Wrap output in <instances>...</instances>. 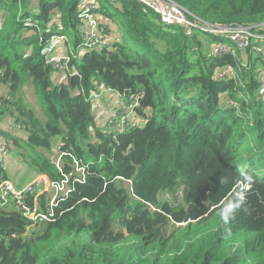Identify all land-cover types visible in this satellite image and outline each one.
<instances>
[{
    "label": "trees",
    "instance_id": "trees-1",
    "mask_svg": "<svg viewBox=\"0 0 264 264\" xmlns=\"http://www.w3.org/2000/svg\"><path fill=\"white\" fill-rule=\"evenodd\" d=\"M84 1L0 0L1 85L9 88L0 98V137L39 175L70 180L57 218L31 238L14 202H0V264H264L261 58L249 56L238 112L226 100L241 88L216 78L235 60L206 51L221 40L168 26L137 0H101L93 13L122 40L88 50ZM172 1L199 25L264 23V0ZM55 35L69 37L76 70L61 84L41 56ZM26 85L38 93L45 121L24 100ZM100 86L139 96L129 130L97 122L88 97ZM4 118L22 127L23 142L5 131ZM55 138L64 144L61 170L49 157ZM6 180L0 162V184ZM164 193L173 201L161 200ZM50 201L44 194L39 206L45 211ZM27 202L33 206L34 195Z\"/></svg>",
    "mask_w": 264,
    "mask_h": 264
},
{
    "label": "built area",
    "instance_id": "built-area-1",
    "mask_svg": "<svg viewBox=\"0 0 264 264\" xmlns=\"http://www.w3.org/2000/svg\"><path fill=\"white\" fill-rule=\"evenodd\" d=\"M143 5L149 7L160 16L162 23L168 26H180L192 32L194 28L202 34L221 40L218 44H212L210 54L214 57L231 56L235 60V65H229L217 70L216 78L218 81H233L239 90L238 98L229 97L226 100L228 106L235 108L238 112L242 107L238 99L244 98V89H247L245 74L252 68V62L249 60L261 58L264 63V23L255 26H218V25H199L190 18L186 9L173 2L172 0H137ZM98 3L97 1H95ZM98 7V6H97ZM94 5H82L80 9V19L84 24L83 37L86 49H105L111 45L112 37L103 32L102 23L93 11L97 8ZM33 24V23H31ZM3 28V19L0 18V31ZM113 29V28H112ZM70 41L66 35H55L51 37L42 47L41 56L45 64L51 68L54 74L68 76L76 74V70L71 67L72 56L67 51L65 54L59 53L60 47L68 44ZM257 42H262L258 45ZM4 73L0 70V85ZM258 95L264 96V70L258 75ZM106 94L116 95L124 101V106L117 112V115H109L110 131L117 130L123 133L129 130L133 123L131 119L135 115L136 108L139 107V96H126L100 86L98 91L93 92L88 100L94 104L100 101ZM128 99V101H126ZM11 130L22 131V127L13 123ZM13 132V131H10ZM63 143H59L57 150L59 153L57 167L61 170L62 154L60 153ZM12 154L11 145L3 142L0 145V162H4ZM77 167L79 166L78 163ZM78 176L82 174L84 179V169H77ZM46 183V184H45ZM69 177L61 182L54 183L46 176L37 177L32 183L23 189H18L15 184L6 180L0 184V202L3 204L9 201L14 202V211L21 214L29 221L30 227L39 226L43 222H53L57 218L55 208L59 205V198L67 195L69 191ZM51 193V201L47 204L46 210L39 206L40 197ZM34 195V205L30 206L28 198Z\"/></svg>",
    "mask_w": 264,
    "mask_h": 264
},
{
    "label": "rangeland",
    "instance_id": "rangeland-1",
    "mask_svg": "<svg viewBox=\"0 0 264 264\" xmlns=\"http://www.w3.org/2000/svg\"><path fill=\"white\" fill-rule=\"evenodd\" d=\"M99 1L98 3L95 2V0H85L83 3L84 5H94V6H99L101 0H97ZM97 18L99 19V21L102 23V28H103V32L107 35H109V31H107L106 26H113L111 21L106 20V18L103 17V15L101 14H96ZM86 26V23H83ZM122 40V33L121 36L118 35L117 33V29L113 28L112 29V40ZM210 45H212L211 43L209 44L208 48H206V51L209 52L210 50ZM67 44L60 47L59 53H63L65 54L67 52ZM60 76H64L66 79L68 76L65 75H60ZM53 78L55 83L57 84V81L55 80V74H53ZM9 93V88L7 86L4 85H0V98L2 96H7ZM22 95L24 97V100L27 102V104H29L30 108L33 109L37 115L43 120L45 121L46 118L44 116V114L41 111V107L39 104V95L36 92V90L31 86V85H26L22 91ZM118 99L117 96L115 95H110V94H106L105 96H103V98L95 103V116L97 119V122L100 125H105L107 122L109 121V115L114 116L117 115V112L120 110L118 108L123 107L125 104L124 102L119 101L120 99ZM116 100V101H115ZM121 102V103H117ZM112 103H114L112 105ZM113 106V108H109L110 106ZM102 107H106L104 109L103 112H99L101 111L100 109ZM115 108V109H114ZM117 108V109H116ZM242 110H239V112H241ZM109 114V115H108ZM5 122H8L9 119L8 118H4L3 119ZM132 123L135 124L137 122V118L134 115V117L131 119ZM3 126V125H2ZM61 141V138H55L54 140V150L51 151V153L49 154V157H51V159L56 163L58 161L59 158V153H58V143ZM10 157H14L15 159H7L5 161V168L7 173L9 174V176L12 178L14 184L18 185V186H23L24 184L27 183V181L30 180V177L36 176L37 172L35 171V169L27 162L25 161L19 154V152L13 151L12 154L9 156ZM9 160V161H8ZM178 200L181 202L183 200V192L180 191L177 195ZM161 200H170L173 201V199L171 198V196L167 193H164L161 195ZM38 226H33L30 227L28 229V237L31 238L32 234H34L36 232Z\"/></svg>",
    "mask_w": 264,
    "mask_h": 264
},
{
    "label": "crops",
    "instance_id": "crops-1",
    "mask_svg": "<svg viewBox=\"0 0 264 264\" xmlns=\"http://www.w3.org/2000/svg\"><path fill=\"white\" fill-rule=\"evenodd\" d=\"M68 51V50H67ZM54 79V78H53ZM55 80L57 81V84H61V83H63V82H66L67 81V79L64 77V76H60V75H57V74H55ZM116 96V95H115ZM117 98L118 99H120L118 96H117ZM118 99H116V100H118ZM115 100V101H116ZM119 101H121V102H124L123 100H119ZM121 102H118L117 101V103H121ZM114 103H112V105H113ZM110 106L109 108H113V106ZM106 107H102L100 110L101 111H99V112H103L104 111V109H105ZM115 109V108H114ZM117 109V108H116ZM109 115V114H108ZM138 121V120H137ZM13 124V122H12V120L11 119H9V121L8 122H5V124H4V129H5V131H7L13 138H15V139H17V140H19L20 142L22 141H24L25 140V138H26V136H25V133H23L22 131H17V130H11L12 128H11V126H12V124ZM9 131H13V132H9ZM4 142V138H2V137H0V145L2 144ZM60 143V142H59ZM58 143V144H59ZM55 147V146H54ZM54 147H53V150H54ZM7 159H9V160H11V159H15L14 157H8V158H6V160ZM5 160V161H6ZM8 160V161H9ZM4 161V162H5ZM40 176H43V175H39L38 173L36 174V176H33V177H30V180L29 181H27V183L26 184H24L22 187L21 186H18V185H16L15 184V186L18 188V189H23V188H25L28 184H30V183H32L37 177H40ZM8 177H9V180L10 181H12L13 182V180H12V178L9 176V174H8ZM14 183V182H13ZM46 184V183H45Z\"/></svg>",
    "mask_w": 264,
    "mask_h": 264
}]
</instances>
